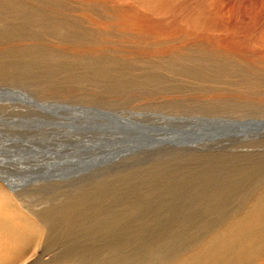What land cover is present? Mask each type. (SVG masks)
Segmentation results:
<instances>
[{
    "label": "rangeland",
    "instance_id": "rangeland-1",
    "mask_svg": "<svg viewBox=\"0 0 264 264\" xmlns=\"http://www.w3.org/2000/svg\"><path fill=\"white\" fill-rule=\"evenodd\" d=\"M261 1L0 0V168L53 231L32 264H264L263 217L214 250L264 181Z\"/></svg>",
    "mask_w": 264,
    "mask_h": 264
},
{
    "label": "bare ground",
    "instance_id": "bare-ground-1",
    "mask_svg": "<svg viewBox=\"0 0 264 264\" xmlns=\"http://www.w3.org/2000/svg\"><path fill=\"white\" fill-rule=\"evenodd\" d=\"M251 3H254V2H251ZM255 4H259V2H255ZM234 11H233L234 21L238 22L237 12H234ZM263 11H264V7H262V11L259 13H256L255 11H253V13L250 12L251 13L250 15L245 14V19H243L242 21L246 24H249L250 26L249 28L252 30L259 29L261 28L260 26L262 25L261 20L264 19ZM242 17L243 16L240 15V18ZM183 48H186V47H183ZM249 121L255 122L256 126L261 127V130H264V118L263 117L262 119H257V118L255 120L250 119ZM251 138H255V136H250V138H247V139H251ZM257 138L264 139L263 136L262 137L259 136ZM256 141L257 143H260V144L263 143L261 142V140L259 141L258 139H256ZM261 165H263V162H261ZM253 166L254 167L252 169V172L251 170L249 171L248 168L245 169L244 175H246V178H248L249 173L256 172V174L258 173L259 175L258 177H261V174H262V178L264 179V169H262L256 163ZM260 184L261 186L258 187V190H255L254 188H252L254 190H252L250 197H249L250 192L243 195L244 200H246V203L243 206V208L242 207L240 209L238 208L239 209L238 211H234V213L230 214L235 217L233 218L232 216L231 219H228L227 217L228 220L224 219L225 220L224 224H222L223 228L221 227L219 232L215 231V233L219 234V237L221 238L220 240L222 241H219L217 238L214 239L215 241L214 250L218 242L225 243V244L229 242L230 244H232L233 242H236V241L238 242V240L240 239L244 242V245L246 244L245 246L249 248L250 243L254 242V244H256L255 243L256 241L257 242L260 241V240H257L256 237H254V234H257V237L261 235V231L260 229H257V227L259 226V220L261 221V217L264 218V181H262ZM262 186H263V189L261 190ZM24 189L28 191H21V190L18 191L19 184L17 183V181L12 179L8 175L6 176L4 172L2 171V169L0 168V264H32V258L36 257L38 249L44 246L45 241L52 235V232H53L50 229L51 228L50 224L46 221V219L48 218L42 216L41 208L31 209L28 205L24 203V200L26 201V197L22 196L21 193L23 192L31 193L29 190H31L32 188L26 187ZM236 191L237 189H235V187H233L230 191H227V189L225 188L223 191V194L221 193V196H223V198L233 197L234 195H236L237 193ZM219 195L220 194H217V195L215 194V197H218ZM221 203H224V202H221ZM36 205L40 206L41 204H36ZM52 205L53 203L49 201L47 204V207L52 206ZM222 205L223 206L216 207L215 204H212L211 208L213 211L214 209L224 210L225 205L224 204ZM200 207L203 208V205H201ZM219 207H221L222 209H219ZM202 208H198L197 210L202 209ZM28 212L31 213L32 216H30ZM228 212H230V210H228ZM243 222H245L247 226L244 225ZM256 231H259L260 233ZM199 244H197V247L195 246V249L192 253H190L186 257L182 256L178 262L175 261L173 264H218L216 261L220 259L218 256L216 257V260L215 258L213 260L212 259L213 257H209L207 255L208 253L206 254V250H204L206 249V245H205L206 243L202 242V244L198 246ZM240 251L241 250H238V253H239L238 255L241 254ZM232 253H235V251H233ZM66 255L63 258L65 262H69L70 264H75V263L80 264L81 263L80 261H78L80 258L79 255L76 254L75 256V254L73 253L74 255L73 258H71L70 255L67 253ZM231 259H232L231 256L224 257V259H222V264H236L237 263V261H234ZM138 263L145 264L143 258H141ZM168 264H172V262Z\"/></svg>",
    "mask_w": 264,
    "mask_h": 264
}]
</instances>
